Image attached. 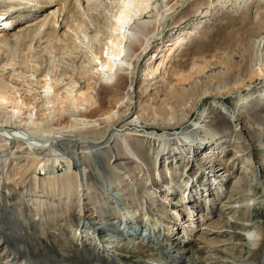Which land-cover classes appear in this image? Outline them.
I'll return each instance as SVG.
<instances>
[{
	"label": "rangeland",
	"instance_id": "374dc122",
	"mask_svg": "<svg viewBox=\"0 0 264 264\" xmlns=\"http://www.w3.org/2000/svg\"><path fill=\"white\" fill-rule=\"evenodd\" d=\"M82 1L84 2L80 4L78 0H72L71 5L64 4L60 7V9L63 7V10H60L62 12L59 11L57 14H50L49 17L45 16L46 13L48 14L55 11L59 5L46 9L45 12H43L44 10L42 12H35L34 9L22 10L14 14H8L2 19V21L6 20L8 22L7 27H10V25L12 26L10 32L11 34L16 33V37L6 42L7 44L3 43L1 45L0 43V100L5 98V102L9 103V101L12 102V100L14 101L17 99V96L24 98V105H26L25 113H30L33 119H40L39 115L42 116L43 113L40 102L42 100L41 98L46 95V93H44L46 90L43 91L41 88L38 89L36 84L28 86L26 80L29 81V79H32L34 76L35 80H43L49 77L48 80L50 79L52 81L54 79L52 82L54 83L53 86H55V82H58V80L60 81V74L64 73L66 76L68 75V80L71 81V83L77 84L84 71L92 70L95 65L99 64L100 59L111 57V52L115 50V41H112L111 37H113L114 32H116L117 24L113 22L110 17L111 13H113V8L119 6V1ZM187 1L180 7L172 19L161 25V18H163L166 12L169 9H176L183 0H154L152 6L154 7V5H156L155 9L151 6L149 12H144L140 16L135 17L133 21L129 22L127 26H124L120 30V34L124 33L122 36L125 34L128 35L129 33L136 36L133 40V45L130 46L131 51H138L143 44L146 45L149 40H152L148 44L146 55L143 59L150 54L155 55V57H153L154 59L150 60L151 65L145 67L147 70L144 76L138 78L136 82L138 94L133 107L126 105L116 110L113 108L116 104V100L122 97L123 91L126 88V82L125 85L120 88L121 91H119L117 87H112V85H98L96 87L94 83L91 82H86V84L84 83L81 85L83 88L90 87L91 85V88H94L91 95L94 101L97 100L96 108L89 113L93 112L97 115L102 114V117H104L106 116L104 114L107 110H113L114 113L119 115L117 119L110 120L113 124L131 111L126 119L122 120L124 123L119 122L118 125L122 126L125 124L124 128L126 130L135 128L138 134L143 135H139L138 137L124 135L125 145L131 146L132 150L136 153H134V158L136 160L129 164L120 151L118 153L119 157H115L114 150H116L117 146L120 147V142L116 143V145H114V143H103L102 145L91 144L86 149H81L82 151H79L82 153H80L78 161L72 164V172L83 173V171H87V167L90 168L89 165L92 164L95 180L90 179V181L96 182V184L100 182L98 184L99 188L94 190V192L102 191L104 194L110 195L109 197H111L110 199L114 205L112 204V206L108 208H114V210L112 209L109 211L114 215L105 219V221L108 222V225L104 226L106 233L102 232L97 236V234L92 233V229L88 230L81 228L82 220L78 219V211H75L73 214L76 220L67 217L61 209L55 210L54 212L43 211L44 213L42 212L38 215L37 212L41 207L45 208L46 205L51 204L49 200L40 201L41 204L39 203L38 206L35 205L33 207V209L36 208L37 211L32 213L27 212L29 215L36 218L38 217V219H40V217H58L57 220L50 221L52 224H48L51 230L42 221L37 219L39 225L36 229V237L33 235L34 228H30L29 236L34 243H36V240L38 241L42 253L57 257L58 259H63L67 264H94L82 249L81 244L83 235L88 233L87 236H84L85 238L82 241H89V243L91 241V245L96 241L97 245L99 244L107 247V249L112 251L115 255L123 259L131 257V260L134 262L137 261L136 263L138 264H179L183 261V258L188 261L195 251L198 258L203 256L208 259L209 262L207 264H241V261L249 264H264V240L261 241L259 249L254 251L249 247L247 237L244 236V231L235 228H233V230L223 222H213L211 229L214 232L210 233L208 236L199 235V237H197V234L194 236V233H192L194 232L192 231L193 227H188L187 223L181 225L179 229L168 230L173 226V220L167 217L173 216L174 210L170 205H167L168 200L166 203L164 202L165 204L155 206L159 203L157 200L163 199V194L162 196L158 195L159 198L155 195L156 191H154L150 185L152 180L150 177H153V174L151 176L146 175L145 169L149 168V164L145 161L146 155L150 150L152 151L149 152L151 156L153 150L157 149L148 143L149 139H147L146 136L156 133L161 134L167 130L169 134H175L181 131L182 125H178L177 121L172 123L175 121L174 120L171 123L149 128L145 126L144 122L148 119H154V121L161 123L164 121L163 119L166 118L164 114L165 111L169 113L181 112L182 106L173 104L174 101L181 100L182 97L183 100L184 98L194 100V97L199 95L201 90L208 87L213 88L221 79L223 80L224 78V80L227 81L235 79L239 71L229 70L226 66V62L230 60V58L237 63L242 56L250 55V57L253 56L255 60L260 57L261 61L264 62V48L261 49L258 47L260 37H264V0ZM67 7L72 9L69 15L65 13ZM14 9L15 8L7 10L5 8H0L2 12L9 13L14 12ZM0 16H2V14H0ZM18 24L21 27L24 26L25 29V26L30 25H32V28H27L28 32L25 34L24 31L18 32L16 26ZM140 27H142L141 31L138 30ZM198 28L201 30L199 35L194 37L185 36V34L194 32V30L198 31ZM133 29H135L134 32ZM137 30L140 32L138 33ZM84 33L87 34L88 40L83 41L82 38L85 36L83 35ZM127 37L124 38L123 42L120 41L122 42V49H125L128 45ZM35 64L38 67H36ZM41 65L44 67L42 66L41 68ZM137 66L138 65H136V67ZM30 67L33 69L35 68V71L32 72ZM45 68L47 72H49L48 75L45 74L46 72L37 75L41 69L45 70ZM11 69L16 70H14V74L11 73ZM55 72L57 75L54 74ZM127 72L124 73L126 74ZM125 76H127V74ZM224 80L223 82L221 81L223 85L225 83ZM148 85H151V87ZM12 87L16 88V90L12 89ZM46 96H48V94ZM260 104L264 106V100H262ZM187 105H189V107L192 106V104L189 103L183 106ZM236 105L237 109H239L243 104L241 102L237 104L232 102V104H229V107H234ZM255 108L252 109L254 111H249L243 123H240V125L235 128H233V118L228 116L223 108L210 110V114L208 115L210 116L207 120L209 122L205 127L208 129L210 135L221 137L220 141L223 143L225 140L231 141L232 143H230L228 149L225 148V146L228 145H222V143H220L218 146L216 145V150L211 148L206 153V155H213L212 160L211 158L207 160V167L213 169L220 165L226 168L225 173L229 176L226 182H222L221 180L210 182L205 179L207 174L205 176H200V172L208 173L207 168H201L199 165V161H201L202 158L204 159L205 154H200L197 157V170L195 169L194 172L190 171V165L187 166L186 159L188 158H185L184 155H180L178 161H173L171 165H168V161L164 163L162 160L160 175L162 177L170 173L174 175V180L176 181L172 190L174 193L178 195L182 194L183 197H185L188 189L191 194V196H187L188 201L191 198L200 201L201 199L204 200L201 188L206 187L205 189L207 190V186L210 184L214 188V196H212V199L215 202V208L219 209L221 205L219 199L221 197L218 195V188L223 187L226 191L231 186V183L244 177L246 179V186L240 187L239 189L237 188L238 194L236 193L235 196L232 195L231 198L234 196L232 198L233 200L231 199L229 203L234 204L237 201L241 202L244 197L248 196V192L252 191L250 186L255 185L260 176L264 179V173L259 175L255 173L253 169L254 159L259 161L261 160L260 158H264V154L262 153L260 155H254L252 153L253 148L257 149L256 147L262 146L264 142V107L262 110L258 109V107ZM201 110H203V107L200 108V111ZM188 111H190V108ZM206 112L209 113V111ZM192 113L190 118L191 121H194L197 112L194 110ZM87 115L88 117L85 119H89L91 118L90 116H92L88 113ZM255 118H258L259 121L255 122ZM69 120L66 119L61 125L67 124L70 122ZM108 125L109 123H103L99 125L96 130L88 131V134L85 133L84 135L87 137L100 138L103 136ZM22 127L19 128L23 129ZM172 129L178 130L173 131ZM222 131L226 133L221 135ZM131 132L132 131L129 133ZM134 140L140 142L143 147L141 149H135L132 145V142H135ZM105 145H107V147ZM168 148L171 151L173 149L174 151H181L187 155V150L185 149H188V146L182 149L177 145L173 147L170 144ZM217 152L219 154H217ZM235 153L237 155H242L244 162L241 163L239 161L234 165L232 157ZM87 158L92 160L89 163L85 161V166H87L85 168L81 162H83V159L85 160ZM245 161L248 163L246 164ZM138 164H141L143 167ZM77 165H80V169ZM107 165H110L109 169H113L114 172L117 173V178L113 179L112 175L108 174L106 170ZM124 166L129 167V172L122 169ZM137 166L143 168L142 171H139ZM41 167H38L37 172L34 174L31 168L28 170L32 172H28V170L24 168L17 169L18 171L20 170V172H17V170H11L13 165L10 163V180L14 181L9 184L4 182L0 186V220L6 217L5 207H9L17 217L26 215L27 192L30 194L29 197L33 196V199L41 200L40 198L42 196L44 197V193L47 194L52 191L46 183L43 185L37 183L35 190L33 182L30 183L31 187L27 189L26 184L19 183V180L24 178L26 173L31 174V176H36L38 179H46L48 176L44 174L45 170L43 171ZM65 168L66 165L61 163L57 166L56 173H63ZM69 175L73 176L72 174ZM88 176L91 177L92 175ZM187 177H189L190 180L198 178L194 188H191L190 181L187 182ZM59 180L63 182L69 179H63L61 177ZM71 180L72 178H70L69 181ZM80 181L84 183V179ZM166 182L168 183L167 180ZM186 183L187 185L185 186ZM85 185H87V183ZM135 185L146 187V195L148 197L149 194L150 196L151 194L154 195V199H156L154 200L156 201L154 206H147V201L143 199V193L140 194V196L138 195V197L135 196L137 200L136 204L132 205L130 203L132 198L127 196L128 201H126V203H129L128 206L122 205L119 197L120 193L125 189V186H130V189H133L132 187ZM194 189H197L196 191L199 193L198 196L192 194V190ZM254 193L258 194L259 190L257 189ZM174 196L175 195H173V197ZM173 197H166L165 199L173 200ZM178 197L179 196H177V198ZM92 198H95V201L100 204L102 201H105L104 195H97V193H93ZM174 198H176V196ZM64 202L65 201H63L60 206L66 207L67 205L65 204L67 203ZM72 202L77 203L78 198H75ZM88 203L89 202L86 201L87 205ZM89 206L94 207L93 204ZM202 207V213L205 214V212L208 211V209L205 210V202L202 203ZM150 208H154L152 210L155 211L149 212ZM255 212L256 213L247 212L250 219L248 221L253 222L254 227H256L258 231L264 233V205H262V209H257ZM149 213L154 215L151 217ZM187 215L188 213L185 212L184 218L187 217L188 219ZM126 216L130 219L129 221L132 226L135 225L136 221L134 216H139L140 220L137 222L139 225H143V223L146 222L149 227L154 225L157 226L158 223L162 226H158L156 234H151V238L149 237L148 240L147 227L139 229V236V231L135 232L136 230L134 227L127 228L125 226L124 222ZM141 218H144L145 221L143 222ZM239 219L240 217L234 214V212H230L228 215L229 221H239L240 224L244 226L247 225L246 223H248V221H245L246 219ZM210 222L212 221L209 220L207 223ZM127 230H129L130 234L127 233ZM173 231L176 232L171 235L170 233ZM235 231L238 235L232 236L231 232ZM166 232H169L168 235H170L171 239L168 235L165 236ZM3 233L10 234L9 229L6 228L4 223L0 224V237H2V242L0 243V264H4V259L8 255H11L12 251L14 252L10 259H13V264H32L26 259V254L24 252L21 250L15 251L18 246L23 245L22 242L24 243L25 239L23 240L21 236V240L18 239L14 241L8 237L4 238ZM182 237L183 239H181ZM175 239L181 241V244L177 243L173 245ZM163 241L164 244H162ZM172 245L174 247L178 245V252L176 253L180 252L179 254H172L170 252L173 247ZM117 246H122V249H118ZM155 248L156 251L154 252ZM161 250H168V253H171L170 261L165 259L167 257L166 254L163 253L162 256L161 253H158V251L160 252ZM155 255L158 258L155 257ZM41 259L43 260V258Z\"/></svg>",
	"mask_w": 264,
	"mask_h": 264
},
{
	"label": "bare ground",
	"instance_id": "6f19581e",
	"mask_svg": "<svg viewBox=\"0 0 264 264\" xmlns=\"http://www.w3.org/2000/svg\"><path fill=\"white\" fill-rule=\"evenodd\" d=\"M71 1L72 0H0V8H5L7 10L15 8L13 10L14 12L12 13L2 12V10H0V14H2L0 18L6 17V15L8 14H14L18 11L28 10V9H34L35 12L37 11L42 12L44 10L43 12H45L46 9L59 5V7L55 9V11L48 14L46 13L45 16L49 17L50 14H57L61 9L63 10V7L61 9L60 7L63 6L64 4L71 5ZM88 1L91 2V0ZM118 1H119L118 2L119 6L113 8L112 10L113 13H111V17H110L111 20H113V22L117 24L116 32H114V36L111 37V40L115 41V50L114 52H111V57L105 59L102 58V60L100 59L99 64L95 65L93 69L90 70L91 72L89 70L84 71L82 73L83 75L79 78L77 84L71 83V81L68 80L67 77L68 75L66 76L64 73L60 74V81L59 80L58 82H55L56 80L54 81L56 83L55 86H53L54 83L52 82L54 79L52 81L50 79L48 80L49 77L43 80H35L34 79L35 76H34L32 77V79H29V81L26 80V82H28L27 83L28 86H31L32 84H36L38 89L41 88L43 91L46 90V92L44 93H46V95L48 94L49 96L48 97L45 95L43 96V98H41L42 100L40 99L41 109H43L42 116L39 115L40 119L37 118L33 119L30 113L28 114L25 113L26 105H24V98L17 96V99H15L14 101L12 100V102L9 101V103L5 102L6 101L5 98L0 100V186L4 182L6 184H9L10 182L14 181V180L13 181L10 180L11 170L14 171L22 168L28 170L29 168H31L34 174L37 172V168L42 166L41 167L42 170L43 171L45 170L44 174L48 176L46 179L44 178L38 179L36 176L33 175L31 176V174L26 173L24 178L19 180V183L26 184V189H27L31 187L30 183L33 182L34 190L36 189L37 183L38 184L41 183L42 185L46 183V185L49 186L50 189L52 190L50 193L47 194L44 193V197L42 196L40 198L41 200L33 199V196L29 197L30 194L29 192H27L26 215L17 217L16 215L13 214V211L9 207H5L4 210L6 213V217L5 219L1 218L2 220L5 221L0 220V224L4 223V225H6V228L9 229L10 231V234L3 233L4 238L8 237L11 240L17 241L18 239L21 240L20 238L22 236L23 240L25 239L24 243L22 242L23 245L18 246V248L15 249V251L21 250L22 252H24L26 254L25 256L26 259L30 261L32 264H40V263L67 264L63 259H58L57 257L48 256L42 253L38 245V241L36 240L37 244L34 243L29 236L30 228L32 227L34 228L33 235L36 237L37 234L36 229L37 226L39 225V221L37 222L38 217L37 218L33 217L29 215V213L27 212L32 213L37 211L36 208L33 209V207L35 205L38 206L40 201L49 200L51 204L46 205L45 208L41 207L37 212L38 215L43 211L54 212L55 210L61 209V211H63V213H65L67 217L72 218V220L74 219L76 220L73 214L75 213V211H78V215H77L79 216L78 219L82 220L81 228L88 230L92 229L93 231L92 233L97 234V236L99 235V233L102 232L106 233V230H104V226L108 225V222L105 221V219L110 218L111 216L114 215L113 213L109 212L112 209L114 210V208H108L112 206V204L114 205V203L110 199L111 197H109L110 195L104 194L102 191L94 192V190H97V188H99L98 184L100 182L96 184V182L90 181V179L95 180L94 169L92 167V164L89 165L90 168L85 166L86 162L89 163L91 162L92 159L90 158H87L85 160L83 159V162H81V164H83L85 168L87 167V171H83V173L80 172L75 173V171L72 172L73 171L72 164L78 161V157L80 153H82L79 151L86 149L91 144L102 145L103 143L104 144L114 143V145H116V143L120 142L121 144L120 147L117 146L116 150H114L115 157L116 158L119 157L118 153L120 151V153L124 155V159L127 160L126 162H128V164L136 160L134 158L136 153L132 150L131 146L129 147V145H125L124 143L125 140L124 135L127 136L132 135L138 137L139 135H143V134H138L135 128L132 129L129 128L126 130L124 128L125 124H123L122 126L118 125L119 122H123L122 120L126 119V117L131 113V111L125 116L119 118V120L113 124L110 122V120L117 119V116H119L118 114L114 113L113 110L110 109L107 110L104 114L106 116L104 117H102V114L97 115L94 114L93 112L89 113L91 111H94V108H96L97 100L94 101V98L91 95V93L94 91V88H91L92 85L86 88H83V86H81L84 83L86 84V82H91L94 83L96 87L98 85L99 86L112 85V87L114 88L117 87V89L121 91L120 88H122L126 82V88L123 91V95L121 98L117 100L115 99L116 104L113 108L116 110L118 108L125 107L126 105L133 107V105L135 104V100L138 94V91L136 89V82L138 78H142L144 76V73H146L147 70L145 67L150 66L151 65L150 60L154 59L153 57H155L154 54H150L145 59H143V57L146 55V49L148 47V44L152 40H149L146 45L143 44L138 51L133 52L130 50V46L133 45V40L136 36L131 33L122 36L124 33L120 34V30L124 26H127L129 22L133 21L135 17L140 16L144 12L145 13L149 12L150 7L152 6L154 0H118ZM186 1L187 0H183V2L179 4V6L176 9H169L166 12V14L163 16V18H161V25L164 22H168L170 19H172L175 16V13L180 9L181 6H183L186 3ZM78 2L82 4L84 1L78 0ZM153 8L155 9L156 5H154ZM71 11L72 9L70 7H67V11L64 12L67 15H69ZM3 22H5L6 24L0 23L1 45L3 43L10 41L12 38L14 39L16 37V33L11 34L10 32L12 26L9 24L10 27H7L8 22L6 20ZM19 24L16 25L18 28V32L24 31L26 34V32H28L27 28L29 27L32 28V25L30 24H29L30 26H25L26 29L24 28V26L22 27L19 26ZM141 29L142 27L138 28V30L140 31ZM138 30L137 32L139 33L140 31ZM134 31L135 29H133V32ZM200 33L201 30L200 28H198V31L194 30V32H189L185 34V36L194 37L199 35ZM83 35H85L82 38L83 41L88 40L87 34L84 33ZM126 37L128 38L127 40L128 45L125 49H122L121 43ZM258 47L261 49L264 48V37H260ZM239 60L240 61L236 63L232 61V59L230 58V60L226 62V66L229 68V70L239 71V74L236 76L235 79L233 80L228 79L229 81H227L224 80L223 78L224 82L226 83V84L224 83V85L222 83L223 80L221 79L222 82L221 81L218 82V84L213 88L208 87L201 90L199 95L194 97V100L185 99V98L183 100L182 97L181 100L179 99L174 101L173 104H178L182 106L181 112L169 113L168 111H165L164 114L166 118H164L163 119L164 121L161 123L154 121V119H148L144 122L145 126H148L149 128L171 123L174 120L175 121L172 123H175L177 121L178 125H182L181 131L175 134H169L167 130L162 132L161 134L156 133L146 136L147 139H149L148 143L152 145V147L157 148L153 150L151 156L149 152L152 151L150 150L146 155L145 161L147 164H149V168L145 169L146 175L151 176L153 174V177L152 176L150 177V179H152L150 185L154 189V191H156L155 195H157V197L158 195L162 196L163 194V199L161 198L157 200V202L159 203L155 205L156 201L154 200L156 199H154L155 198L154 195L151 194L150 196L149 194L148 197L146 195L147 194L146 187H143L141 185L140 186L135 185L134 187H132L133 189H130V186H125V189L122 188L123 191L122 193H120L119 197L121 199V203L123 206L125 205L128 206L129 204L126 203V201H128L127 196H129V198H132L130 203L134 205L137 203L135 196L138 197V195L140 196V194L142 193L144 197L143 199L147 201L148 204L147 206L162 205L165 204L166 201L168 200L167 205H170L171 208L174 210L173 216L167 217L173 220V226H171L168 230L170 229L175 230L176 228L179 229L181 225L187 223L188 227L189 226L193 227L192 231H194L193 232L194 236L196 234L197 237H199V235L208 236L210 235V233L214 232L211 229L213 222L226 223V225L229 226L231 229L235 228L237 230L244 231L245 232L244 236L247 237V242L249 247L255 251L259 249V245L261 241L264 240V233L262 231H258L256 227H254L253 222L248 221L250 219L247 212L249 211L251 213H256L255 211L260 208L262 209V205H264V179H262L261 176L259 180L255 183V185L250 186L252 191L248 192L249 193L248 196L244 197L245 199L243 198L241 202L237 201L234 204L229 202H231V199L236 195L237 188L239 189L240 187L246 186V181H245L246 179L242 177L240 178V180L231 183L229 189L226 190L227 192L223 189V187H219L218 195L221 197L219 199L221 205L219 209H217L215 208L216 205L212 199V196H214V192H213L214 188L210 184L209 186H207L208 187L207 190L205 189L206 187L201 188V191H203L202 194L204 196V200L201 199L199 201L197 199H193V201L191 202L188 201L185 203L182 194L178 195L172 191L174 188L173 185L176 183V181L174 180L175 179L174 175L172 173L165 175L164 177L160 175L162 160L164 161V163L168 161L167 162L168 165H171L173 161L175 160L178 161V157L180 155L181 156L184 155L185 158H188L186 159L187 166L190 165L189 167L190 171L194 172L198 164V161H196L197 157L200 154L201 155L205 154L204 159L202 158L201 161H199V165L201 168L204 169L207 168L208 173L200 172L199 173L200 176H205L207 174L205 176V179L210 182L212 181L216 182L218 180H221L222 182L227 181L229 176L225 173L226 168H223L220 165H218L217 168L215 167L213 169L207 167L208 164L207 160L210 158L211 160L213 159V155L210 154L206 155L207 151H209L211 148L216 150V145L218 146L220 143H222V145H228L225 146V148L228 149L231 143V141L225 140L224 142L225 144H224L223 142L220 141L221 137H215L210 135L208 129H206L205 126L209 122L207 120L210 117L208 116L210 114V110L212 111L223 108L224 112L228 116L233 118V123H234L233 128H235L238 127L240 123H243V121L247 118L249 111L250 112L254 111L252 109H254L255 107H258V109L262 110V108L264 107L263 104H260L262 100H264V62L261 61L260 57H258L257 60H255L253 56L250 57V55L242 56V58H240ZM136 65H138L137 66L138 68L136 67ZM42 66L43 65H41L40 67L42 68ZM36 67L38 66L36 65ZM31 69L32 72L35 71L34 70L35 68L34 69L31 68ZM14 70L13 69L10 70L12 74H14ZM42 72L44 73L46 72L45 73L46 75H48L49 73L45 68V70L41 69L37 75H40ZM124 72H127L126 73L127 76H125L126 74ZM54 74L57 75L56 72ZM148 86L151 87V85ZM12 89L16 90V88L14 87H12ZM232 102L236 104L241 102L243 105L239 109H237V105L234 107H229V104H232ZM187 103L192 104V106L191 107H189V105L183 106L184 104ZM198 104L200 107L198 106ZM202 107L203 110L200 111V108ZM189 108L190 111H188ZM205 109L206 111H209V113L206 112ZM194 110L197 112V114L195 120L191 121L190 116L193 114L192 112H194ZM87 113L92 115L90 116L91 118L85 119L88 117ZM66 119L68 120L71 119V120H69L70 122H68L67 124L61 125V123L64 122ZM257 121H259L258 118H255V122ZM103 123H109V125L102 137L93 138L91 136L87 137L86 135H84L85 133L88 134L87 133L88 131L96 130L99 127V125ZM19 127H22L23 129H20ZM172 130L177 131L178 129H172ZM130 131L132 132L129 133ZM224 133L226 132L222 131L221 135H223ZM134 141L135 142H132V145L135 149H141L143 147L140 142H138L137 140ZM170 144L173 147L174 145H177L182 149L183 147L188 146V149H185L187 150L186 151L187 155H185L181 151H174L173 149L172 151L169 150L168 146ZM105 146L107 147V145ZM256 148L257 149L253 148L252 150V153L254 155H260L261 153L264 154V142L262 143V146ZM217 154L219 153L217 152ZM260 159L261 160L259 161L254 159L253 169L255 170V173L262 175L264 173V158H260ZM232 161L235 165L239 161L241 163L244 162V159L242 155H237L235 153V155H233L232 157ZM10 163H12L13 165V168L11 170H9ZM61 163L65 164L66 168L64 169L63 173L57 174L56 173L57 166H59ZM245 163L247 164L248 162L245 161ZM138 165L143 167L141 164ZM77 167L79 168L80 165L79 166L77 165ZM109 168L110 165H107L106 170L108 174L112 175L113 179L117 178L118 177L117 173L114 172L113 169H109ZM128 168H129L128 166L126 167L124 166L122 169L129 172L130 169ZM137 169L139 171H142L143 168L137 166ZM31 170H28V172ZM17 172H20V170L19 171L17 170ZM69 174H72L73 176H70ZM88 175H92V176L89 177ZM61 177L63 179L68 178L69 180L70 178H72V180L71 181L65 180L62 182L61 180H59V178ZM83 179H84V183L80 181ZM166 180L168 181V183L166 182ZM189 181L191 188H194L195 184H197L198 178L197 179L193 178L190 180V178L187 177V182ZM85 182L87 183V185H85L86 184ZM186 185L187 183L185 184V186ZM257 189L259 190L258 194L254 193V191H256ZM196 190L197 189L192 190V194L194 196L199 195V193ZM93 193H97V195H101V196L104 195L105 201H102L101 204L98 203L97 201H95L96 200L95 198H92ZM173 195H175L176 198L177 196L179 197L176 199L174 198L175 196L173 197ZM189 195L191 196L190 190L187 189L185 197ZM232 195L234 196L231 198ZM165 196L173 197V200L165 199L166 198ZM75 198L76 199L78 198L77 203L72 202L74 201ZM98 200L100 201L99 198ZM63 201H65L64 203H67L65 204L67 205L66 207L60 206V204L62 205ZM86 201L89 202L88 205L86 204ZM203 202H205V210L208 209V211L205 212V214L202 213ZM90 204H93L94 207L89 206ZM152 209L154 208H150L149 212L155 211ZM185 212L188 213L187 215L188 219L187 217L184 218ZM230 212H234V214L238 215L241 220L246 219L245 221H248V223H246L247 225L244 226L240 224L239 221H229L228 215ZM149 215L152 217V215L154 214L149 213ZM43 218L40 217V219L38 220L42 221L47 226L48 224H52V222L50 223V221H55L58 219V217H43ZM134 219L136 220L135 225L132 226V224L129 221L130 219H128L126 216L124 222L125 226L127 228L134 227V229L136 230L135 232L139 231L140 228L142 229L147 227L146 231L148 232V237H147L148 240L149 237L151 238V234H156L158 226H162L160 223H158L157 226L154 225L152 227H149L147 226V223L144 222L145 221L144 218H141V220L144 222L143 225L142 224L139 225L137 224V222L140 220L139 216H134ZM209 220H211L212 222L207 223ZM174 232L176 231H173L170 234L172 235ZM127 233L130 234L129 230H127ZM168 233L169 232H166L165 236H167ZM231 234L232 236L238 235L236 231L231 232ZM87 235L88 233L83 235L82 240L85 238L84 236ZM138 235L140 236V231ZM168 237L171 239L170 235H168ZM176 239L175 241H173V245L177 243L181 244V241H177ZM82 240H81L82 249L94 264H138L136 263L137 261L136 262L132 261L131 257L123 259L122 257L115 255L112 251L108 250L107 247L99 244L97 245L96 241L93 245H91V241L89 243V241L85 242ZM1 242H2V237H0V243ZM162 244H164V241L162 242ZM121 247L122 246H117V248L120 250L122 249ZM177 247L178 245L176 247L173 246L170 252L172 254L174 253L179 254L180 252L176 253L178 252ZM13 252L14 251H12L11 255L13 254ZM11 255H8L4 259L5 261L4 264H13L12 263L13 259H10ZM156 255L155 257H157ZM41 258H43V260ZM186 261L187 260L183 258V261L179 264H207L209 262L208 259L204 258L203 256L198 258L196 255V251L193 253L192 256H190V259L187 262ZM241 264H249V263H244V261H241Z\"/></svg>",
	"mask_w": 264,
	"mask_h": 264
}]
</instances>
